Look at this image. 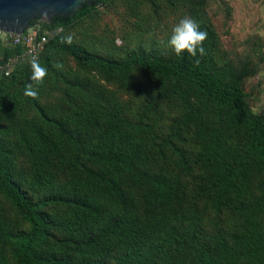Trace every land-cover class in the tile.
<instances>
[{"label":"rangeland","instance_id":"rangeland-1","mask_svg":"<svg viewBox=\"0 0 264 264\" xmlns=\"http://www.w3.org/2000/svg\"><path fill=\"white\" fill-rule=\"evenodd\" d=\"M186 16L208 33L203 42L205 55L197 58L221 80L238 81L250 110L264 117V0H108L63 28L60 34L115 61L134 51L168 57L175 54L167 46L172 29ZM37 60L47 69L42 83L31 80V63L0 81V140L10 151L13 179L28 188L31 196L60 193L97 203L101 215L87 226L94 233L108 230L120 214L116 201L105 197L100 185L77 169L70 174L65 166L57 165L51 175L35 173L27 145L47 136L56 145L53 150L67 158L62 159L65 164L72 155L85 150L135 148L112 144L111 139H118L139 145L137 149L145 154L171 157L173 161L163 169L169 181L176 180L184 186L185 205L181 206L182 216L178 209L169 215L181 232H191L196 240L219 245L233 244L236 237L255 226L263 228L264 210H256L254 205L257 172L248 171V190L232 193L229 203L216 205L203 193L214 170L235 154L243 140L245 128L236 118L219 117L209 104L192 95L194 111L185 119L188 111L179 93L162 96L166 84L139 68L118 78L79 64L65 51L49 47ZM58 63L59 68L55 66ZM29 84L38 92L35 99L24 94ZM33 100L50 119L40 115ZM74 110L82 112L73 115ZM140 124L146 128L138 130ZM181 156L184 160L175 163ZM206 158L210 160L206 162ZM72 162L76 167L74 159ZM146 166L159 170L150 163ZM48 210L60 226L66 227L65 234L76 236L73 214H80L78 207L55 204ZM25 227L27 224L0 194L2 264H14L8 234ZM97 258L107 259L102 252Z\"/></svg>","mask_w":264,"mask_h":264},{"label":"trees","instance_id":"trees-1","mask_svg":"<svg viewBox=\"0 0 264 264\" xmlns=\"http://www.w3.org/2000/svg\"><path fill=\"white\" fill-rule=\"evenodd\" d=\"M106 1L83 2L72 17L56 15L49 23L42 24L35 19L30 20L29 25L41 24L43 28L61 25L68 28L75 20L92 13ZM62 38V33L50 38L37 59L49 47L65 51L79 64L118 78H125L134 68H139L166 84L161 91L162 96L179 93L182 106L188 111L185 119L194 111L192 95L199 96L209 104L219 117L236 118L245 128L243 140L235 154H231L222 166L219 164L214 170L203 193L212 198L216 205L223 201L229 203L232 193L248 190L245 182L248 171L253 170L259 177L254 205H257L256 210H264V117L250 110L238 81L221 80L201 58H194L187 52L164 57L134 51L115 61L73 42H62ZM21 49V45L0 43V58ZM196 59H199V64L195 63ZM26 63L31 61L20 63L8 75L0 76V81L12 77ZM32 103L40 115L49 118L35 100ZM81 112L74 110L71 114ZM143 128H146L144 124L137 126L138 130ZM144 138L145 135L142 140ZM117 140L111 139L112 144H126L135 148L85 150L72 155L65 164L62 159L67 158L53 150L56 145L47 136L43 141L34 140L27 145L35 173L51 175L55 168L58 169L57 165L65 166L70 174L77 169L100 185L105 197L116 201L120 214L111 221L108 230L99 233H94L87 226L96 222V215H101L97 203L91 204L87 199L69 198L60 193L31 196L28 188L13 179L10 151L0 140V194L27 224V227L8 234L14 264H264V225L261 230L255 226L236 237L233 244H208L194 239L191 232H181L169 215L178 209L182 216L181 206L185 205L184 186H180L176 180L169 181L163 169L164 165L173 161L171 157L167 154H145L137 149L138 143L135 146L131 141ZM178 159L184 160L181 156L174 162L177 163ZM56 160L55 166L49 165ZM209 160L206 158L205 161ZM147 163L156 165L159 170H150ZM55 204H71L79 208L80 214H73V225L78 228L76 236L70 235V232L65 234L63 230L66 227L60 226L50 215L48 208ZM101 252L107 257L105 261L97 258Z\"/></svg>","mask_w":264,"mask_h":264},{"label":"water","instance_id":"water-1","mask_svg":"<svg viewBox=\"0 0 264 264\" xmlns=\"http://www.w3.org/2000/svg\"><path fill=\"white\" fill-rule=\"evenodd\" d=\"M93 0H0V30L23 32L30 20L39 19L42 24L49 23L53 16L72 17L82 3L91 4ZM47 11L48 18L42 19L41 12Z\"/></svg>","mask_w":264,"mask_h":264},{"label":"clouds","instance_id":"clouds-1","mask_svg":"<svg viewBox=\"0 0 264 264\" xmlns=\"http://www.w3.org/2000/svg\"><path fill=\"white\" fill-rule=\"evenodd\" d=\"M41 18L47 19L48 12L42 11ZM208 33L200 29V25L191 17L182 18L172 29V34L167 41V46L170 47L176 55L187 52L192 57H198L205 55V48L203 42L207 39ZM62 42L71 43L72 37L68 36L62 38ZM196 64H199V59L195 60ZM56 67H61L58 63ZM32 75L31 80L37 84L43 82L44 77L47 75V69L38 62L37 59L31 61ZM26 96L36 98L38 92L33 88L32 84H29L24 93Z\"/></svg>","mask_w":264,"mask_h":264},{"label":"built area","instance_id":"built-area-1","mask_svg":"<svg viewBox=\"0 0 264 264\" xmlns=\"http://www.w3.org/2000/svg\"><path fill=\"white\" fill-rule=\"evenodd\" d=\"M61 25H55L50 28H43L41 24L28 26L23 32H7L0 30V40L2 43L14 46L21 45V51L0 58V76L8 75L13 68L23 62L37 59L44 44L52 37L62 31Z\"/></svg>","mask_w":264,"mask_h":264},{"label":"crops","instance_id":"crops-1","mask_svg":"<svg viewBox=\"0 0 264 264\" xmlns=\"http://www.w3.org/2000/svg\"><path fill=\"white\" fill-rule=\"evenodd\" d=\"M0 43H1V44H4V43L1 42V40H0ZM5 45H6V44H5Z\"/></svg>","mask_w":264,"mask_h":264}]
</instances>
